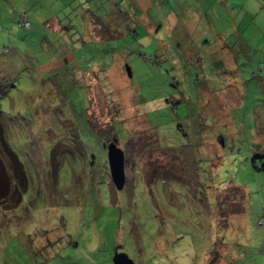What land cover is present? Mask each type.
I'll return each mask as SVG.
<instances>
[{
  "label": "rangeland",
  "instance_id": "374dc122",
  "mask_svg": "<svg viewBox=\"0 0 264 264\" xmlns=\"http://www.w3.org/2000/svg\"><path fill=\"white\" fill-rule=\"evenodd\" d=\"M0 25L29 176L0 264H264V0H0ZM113 117L141 150L122 190L90 124ZM172 151L197 180L170 177Z\"/></svg>",
  "mask_w": 264,
  "mask_h": 264
},
{
  "label": "trees",
  "instance_id": "16d2710c",
  "mask_svg": "<svg viewBox=\"0 0 264 264\" xmlns=\"http://www.w3.org/2000/svg\"><path fill=\"white\" fill-rule=\"evenodd\" d=\"M25 19H26V14H25V16L21 22V25L23 27L28 28V27H30V22H29V26H26ZM92 20H94V19H92ZM97 20L99 21L100 19H97ZM94 22H96V21L94 20ZM94 24H96V23H94ZM1 27L2 26L0 25V28ZM6 51H7V49H4L3 52L6 53ZM9 86H10V84L7 83L3 77H0V215L4 212H8V211L13 210L14 208L18 207L21 204V202L23 201V194L28 190V187H29L28 172L26 170L24 162L21 160L20 156L18 155L16 150L11 146V144L8 140L9 133H8L7 122L5 119V113L1 109V99L7 94ZM113 118L114 119L108 125V128L101 130V131L97 130L96 123L94 122L95 119L90 120V124H91V127L95 131L99 132V134H103L105 147L111 141H116V143L119 144L121 139H123V137L125 136L126 140H125L124 151H125V155H126L125 164H126V175H127V169L130 165V156H132V155L135 156V154H136L135 157H141V154H140L141 150H139V148H138L140 145H137V144L133 145L132 144V150L130 151V149H128L132 143L131 140H129V137H131V136H129L130 134L126 130V132H125L126 135H124V136L121 135L120 131L117 129V127H115V124L116 123L119 124L118 122H120V121H116L115 117H113ZM72 131L75 134H77L74 127H73ZM138 144H140V142H138ZM54 151L55 150L53 148L52 154H51V162L53 161V159L58 158L56 156V154L54 153ZM185 154H186L185 151H182V152L180 151L179 154H177L176 151H172V157L174 160V165H176L177 168H179V169L181 168L183 170V173H184V174L183 173L179 174V176H176V175L171 176L170 175V177H172V179L184 182V181H186V177L190 174L191 170L192 171L194 170L193 169L194 160H192V159L188 160V158L185 156ZM58 162H59L58 160H54L52 162V167L54 170L59 168L60 162L59 163ZM254 162H255V166L258 170H264V165H262V166L256 165L257 164L256 157L254 158ZM141 175H143V174H141ZM153 176L151 177L150 180H148L149 184L155 182L156 179H158L160 177V175H159V177L157 175H155L154 177ZM146 177H145V175H143V178L146 179ZM197 178H198L197 174H195L193 171V180L194 179L197 180ZM114 187H115V185H114ZM235 189L238 190L240 188L236 187ZM242 195H243V193H242ZM225 196L226 195L221 196V194L218 196L219 203H223V201L226 200V199H224ZM223 207L224 206H222V204H221L220 205L221 210H223ZM261 225L264 226V218H262V224Z\"/></svg>",
  "mask_w": 264,
  "mask_h": 264
},
{
  "label": "water",
  "instance_id": "95a60500",
  "mask_svg": "<svg viewBox=\"0 0 264 264\" xmlns=\"http://www.w3.org/2000/svg\"><path fill=\"white\" fill-rule=\"evenodd\" d=\"M128 73H131L127 67ZM108 154V163L112 181L118 190H122L127 181L126 175V155L116 141H111L106 145ZM114 264H137L131 259L127 253H116L114 256Z\"/></svg>",
  "mask_w": 264,
  "mask_h": 264
}]
</instances>
